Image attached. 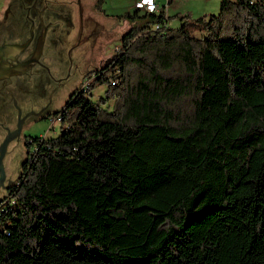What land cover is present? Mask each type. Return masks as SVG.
<instances>
[{
  "label": "trees",
  "instance_id": "1",
  "mask_svg": "<svg viewBox=\"0 0 264 264\" xmlns=\"http://www.w3.org/2000/svg\"><path fill=\"white\" fill-rule=\"evenodd\" d=\"M119 19L60 132L26 138L0 264H264V0Z\"/></svg>",
  "mask_w": 264,
  "mask_h": 264
},
{
  "label": "flooded vegetation",
  "instance_id": "2",
  "mask_svg": "<svg viewBox=\"0 0 264 264\" xmlns=\"http://www.w3.org/2000/svg\"><path fill=\"white\" fill-rule=\"evenodd\" d=\"M87 34L81 0H14L0 22V46H22L17 52L0 55V102L10 108L4 117H16L20 123L51 116L60 121L65 107L36 111L46 95L58 94L78 77L81 83L85 81ZM106 63L87 72H97ZM79 89L85 91V85L72 91L69 101ZM10 187L1 184L0 191L9 192Z\"/></svg>",
  "mask_w": 264,
  "mask_h": 264
},
{
  "label": "rangeland",
  "instance_id": "3",
  "mask_svg": "<svg viewBox=\"0 0 264 264\" xmlns=\"http://www.w3.org/2000/svg\"><path fill=\"white\" fill-rule=\"evenodd\" d=\"M14 0H0V22L3 20L7 11L11 10ZM83 6V15L85 17V27L88 32L85 35V79L81 83V78L78 77L58 93H51L46 95L41 101V107L36 113H40L42 107L45 110H62L69 101L70 94L77 87L86 86L91 83L92 79L86 78L89 73L88 70L103 65L110 61L115 51L120 45L124 30L128 29L129 25L124 23L119 16L127 12L134 11L130 9V2L127 0H105V2L98 9L96 7V0H81ZM135 7V5H134ZM171 7V8H170ZM218 3L213 4V0H177L176 2L167 6L166 12H171L170 25L177 27L181 24V17L190 15L192 19L199 18L205 13L216 14L219 12ZM170 8V9H169ZM103 10V11H101ZM178 10L182 14H176ZM88 74H87V73ZM92 72V71H91ZM90 72V73H91ZM106 86L96 88L95 94L100 95L104 92ZM1 101V98H0ZM20 106L23 107L20 101ZM2 102H0V107ZM15 105V104H14ZM9 105L4 104L0 108V149L6 143L3 153L2 164L5 170V179L3 186L5 188L16 186L21 172L22 165L27 157L26 138L30 137H51L57 135L61 130V123L55 118L47 117L46 119L35 120L33 118L27 119L25 122H16V117L8 119L4 114L9 111ZM2 124V126H1ZM17 126V128H16ZM8 130L6 133L4 128ZM1 179V171H0ZM1 189V202H4L9 197L8 189Z\"/></svg>",
  "mask_w": 264,
  "mask_h": 264
},
{
  "label": "crops",
  "instance_id": "4",
  "mask_svg": "<svg viewBox=\"0 0 264 264\" xmlns=\"http://www.w3.org/2000/svg\"><path fill=\"white\" fill-rule=\"evenodd\" d=\"M127 1V0H126ZM129 2H130V4H131V6H129L130 7V9H132V7L133 8H135L134 7V5H135V3H136V1L137 0H128ZM177 0H167V6L169 5L170 6V4H172V3H174V2H176ZM194 2H198L199 0H193ZM206 1H209V0H206ZM220 1L221 0H213V4L214 5H216L217 3H218V5H220ZM120 2H121V0H120ZM157 2H158V4H159V6H160V8H165L166 9V0H157ZM171 8V7H170ZM169 8V9H170ZM176 14H182L183 12H181V10H178L177 12H175ZM207 13H205V15H206ZM167 15H168V17H170L171 16V12L169 11V12H167ZM18 50L17 49H11V50H9V51H7L6 52V55L7 54H11V53H14V52H17Z\"/></svg>",
  "mask_w": 264,
  "mask_h": 264
},
{
  "label": "built area",
  "instance_id": "5",
  "mask_svg": "<svg viewBox=\"0 0 264 264\" xmlns=\"http://www.w3.org/2000/svg\"><path fill=\"white\" fill-rule=\"evenodd\" d=\"M135 8L149 13L159 12L161 9L157 0H137Z\"/></svg>",
  "mask_w": 264,
  "mask_h": 264
},
{
  "label": "water",
  "instance_id": "6",
  "mask_svg": "<svg viewBox=\"0 0 264 264\" xmlns=\"http://www.w3.org/2000/svg\"><path fill=\"white\" fill-rule=\"evenodd\" d=\"M21 47L22 46H19V45H9V44H6L4 46H0V55H2L3 53H6L7 51H9L11 49H17V50H19V49H21ZM2 77L3 76H1V74H0V78H2ZM5 145H6V143L0 149V153H3L4 152ZM2 159H3V156L2 157L0 156V171H1L0 185L1 184L3 185V181L5 179V170H4V167H3V164H2ZM0 205H1V199H0Z\"/></svg>",
  "mask_w": 264,
  "mask_h": 264
}]
</instances>
